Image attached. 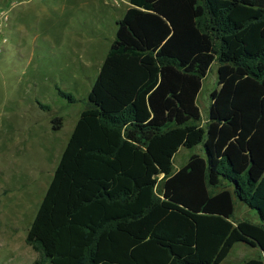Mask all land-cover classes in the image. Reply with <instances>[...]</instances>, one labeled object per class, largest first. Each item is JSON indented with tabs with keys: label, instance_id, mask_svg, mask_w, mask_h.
Instances as JSON below:
<instances>
[{
	"label": "trees",
	"instance_id": "trees-1",
	"mask_svg": "<svg viewBox=\"0 0 264 264\" xmlns=\"http://www.w3.org/2000/svg\"><path fill=\"white\" fill-rule=\"evenodd\" d=\"M130 3L27 243L39 264H221L239 242L264 252V0ZM201 143L176 169L178 150ZM237 200L259 222L234 220Z\"/></svg>",
	"mask_w": 264,
	"mask_h": 264
},
{
	"label": "rangeland",
	"instance_id": "rangeland-1",
	"mask_svg": "<svg viewBox=\"0 0 264 264\" xmlns=\"http://www.w3.org/2000/svg\"><path fill=\"white\" fill-rule=\"evenodd\" d=\"M130 5V0H0V25L8 37L0 53V264H39L27 233L80 112L89 106L117 21ZM218 66L216 60L198 94L202 124L218 88ZM204 151L203 143L181 147L175 164ZM162 211L140 222L142 233ZM233 219L259 217L237 200ZM237 252L246 255L236 263L241 264L260 251L239 242L221 264Z\"/></svg>",
	"mask_w": 264,
	"mask_h": 264
},
{
	"label": "crops",
	"instance_id": "crops-1",
	"mask_svg": "<svg viewBox=\"0 0 264 264\" xmlns=\"http://www.w3.org/2000/svg\"><path fill=\"white\" fill-rule=\"evenodd\" d=\"M75 127V126H74ZM187 148V147H186ZM64 149V148H63ZM63 151V150H62ZM195 153H199V152H195ZM62 154V153H61ZM192 154H194V153H191L189 156H188V158L186 159V161H184L183 163H181V164H179V165H177V164H175L176 163V159H175V157H174V164H175V168L176 169H179L182 165H184L187 161H188V159L190 158V156L192 155ZM199 154H202V153H199ZM61 156V155H60ZM60 158V157H59ZM56 168V167H55ZM163 177V174H161V175H159V179H161ZM235 205H236V203H235ZM249 207V206H248ZM249 209H250V207H249ZM257 214V213H256ZM258 215V214H257ZM259 217V216H258ZM244 220H248V219H244ZM253 222H259V220L258 221H253ZM247 246H249V247H252V248H254V249H257V251H260L259 252V254L257 255V256H264V252L259 248V247H257V246H252V245H248L247 244ZM235 253H236V251H235ZM239 252H237V255H236V257L234 258V257H230V261L229 262H227V264H236L239 260H241V259H244L245 257H246V255L243 253V252H240L239 254H238ZM254 254V253H253ZM257 254V253H256ZM233 255H234V252H233Z\"/></svg>",
	"mask_w": 264,
	"mask_h": 264
},
{
	"label": "built area",
	"instance_id": "built-area-1",
	"mask_svg": "<svg viewBox=\"0 0 264 264\" xmlns=\"http://www.w3.org/2000/svg\"><path fill=\"white\" fill-rule=\"evenodd\" d=\"M1 17L3 21H6L8 15L4 11H2ZM7 42H8V37L2 33V27L0 25V53L3 51V47Z\"/></svg>",
	"mask_w": 264,
	"mask_h": 264
}]
</instances>
